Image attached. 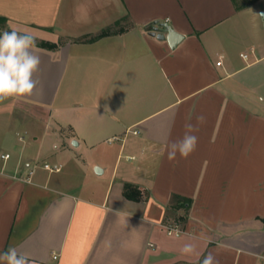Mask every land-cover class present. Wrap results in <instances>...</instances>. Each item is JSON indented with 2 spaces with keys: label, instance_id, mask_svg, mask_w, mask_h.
Returning <instances> with one entry per match:
<instances>
[{
  "label": "crops",
  "instance_id": "1",
  "mask_svg": "<svg viewBox=\"0 0 264 264\" xmlns=\"http://www.w3.org/2000/svg\"><path fill=\"white\" fill-rule=\"evenodd\" d=\"M257 6L0 0L5 30L30 31L41 61L32 95L0 101V252L15 247L29 264H203L209 253L264 264ZM156 19L185 39L172 49L151 36ZM200 115L196 150L170 161L168 144ZM126 183L148 196L128 198ZM174 196L191 205L174 208ZM185 212L183 233L169 234ZM185 243L194 254L181 253Z\"/></svg>",
  "mask_w": 264,
  "mask_h": 264
},
{
  "label": "clouds",
  "instance_id": "2",
  "mask_svg": "<svg viewBox=\"0 0 264 264\" xmlns=\"http://www.w3.org/2000/svg\"><path fill=\"white\" fill-rule=\"evenodd\" d=\"M36 38L30 31L12 29L0 32V101L9 97L30 96L37 88L38 81L34 78L39 70L40 57L35 54ZM197 124L186 123L184 135L168 144L167 158L175 160L177 154L187 158L196 150L199 130L198 125L206 121L203 115L196 117ZM184 255L195 253V245L185 243L181 248ZM0 264H29L28 257L17 248L10 247L0 252ZM203 264H219L216 257L209 253Z\"/></svg>",
  "mask_w": 264,
  "mask_h": 264
},
{
  "label": "trees",
  "instance_id": "3",
  "mask_svg": "<svg viewBox=\"0 0 264 264\" xmlns=\"http://www.w3.org/2000/svg\"><path fill=\"white\" fill-rule=\"evenodd\" d=\"M235 2L237 3V7L239 9L250 5L249 2L244 3L242 5H240L237 2V0H235ZM6 23H7V18L5 16L0 15V32L5 31ZM147 27L149 28L150 25H148ZM111 33H113V31L111 29H106V30H103L99 34L90 37V40L97 39V38H100L102 36H105V35H108ZM40 44L42 46H49V47L55 46L54 43H48L45 41H41ZM125 194L128 198L133 199V200H141L144 198V196H146V195L148 196V194H143V192L141 191V189L138 186H136L134 184H130V183H126V185H125ZM174 200L177 202V204L174 206V208L182 207L184 210H187L189 208V206L191 205V200L188 198H183L180 196H174ZM187 217H188V215L186 212L184 214H180L178 217H176L174 219V222H172V224L181 225L182 223H184L187 220ZM168 224H170V223H168Z\"/></svg>",
  "mask_w": 264,
  "mask_h": 264
},
{
  "label": "water",
  "instance_id": "4",
  "mask_svg": "<svg viewBox=\"0 0 264 264\" xmlns=\"http://www.w3.org/2000/svg\"><path fill=\"white\" fill-rule=\"evenodd\" d=\"M260 15L264 22V10L260 12ZM150 25L151 30L149 34L158 40L167 41L172 49L176 48L186 37L183 33L177 31L168 21L156 19ZM95 171L98 174L103 173V169L99 166L95 167Z\"/></svg>",
  "mask_w": 264,
  "mask_h": 264
},
{
  "label": "built area",
  "instance_id": "5",
  "mask_svg": "<svg viewBox=\"0 0 264 264\" xmlns=\"http://www.w3.org/2000/svg\"><path fill=\"white\" fill-rule=\"evenodd\" d=\"M150 30H151V25H150ZM244 56H246V55H244ZM2 157L5 159H8V158H10V154L9 153L4 154V155H2ZM43 167L49 171H52V172L53 171H60L62 168V166L59 164H52L49 162L44 163ZM32 173H33V171H30V174H32ZM165 226H166L169 234L179 235V234L183 233V229L180 227L179 224H166Z\"/></svg>",
  "mask_w": 264,
  "mask_h": 264
},
{
  "label": "rangeland",
  "instance_id": "6",
  "mask_svg": "<svg viewBox=\"0 0 264 264\" xmlns=\"http://www.w3.org/2000/svg\"><path fill=\"white\" fill-rule=\"evenodd\" d=\"M237 2L242 5L244 3H250V5H258L257 7H264V0H237ZM247 17V16H246ZM258 21H260V23L262 25H264V22L262 21V18H261V15L259 14L258 16ZM96 172V171H95ZM103 177V176H102ZM101 176L100 177H97V179H103ZM105 179V177H104ZM104 183H107L106 180L104 181Z\"/></svg>",
  "mask_w": 264,
  "mask_h": 264
}]
</instances>
